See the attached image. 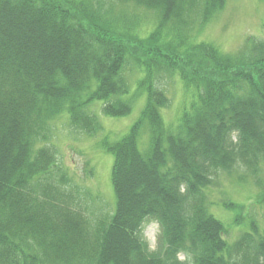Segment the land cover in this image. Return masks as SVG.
<instances>
[{
	"label": "trees",
	"instance_id": "1",
	"mask_svg": "<svg viewBox=\"0 0 264 264\" xmlns=\"http://www.w3.org/2000/svg\"><path fill=\"white\" fill-rule=\"evenodd\" d=\"M225 2L0 0V264H264V227L230 242L211 213L216 180L242 166L258 177L264 161V58L193 40ZM129 7L158 21L148 40L131 34L139 19ZM130 66L145 73L146 103L130 131L105 144L113 212L88 215L51 125L65 114L72 130L95 136L103 128L94 106L129 116L141 97L131 95ZM162 73L190 94L172 125ZM257 187L264 205L261 178ZM151 221L161 230L154 251L143 237Z\"/></svg>",
	"mask_w": 264,
	"mask_h": 264
},
{
	"label": "rangeland",
	"instance_id": "2",
	"mask_svg": "<svg viewBox=\"0 0 264 264\" xmlns=\"http://www.w3.org/2000/svg\"><path fill=\"white\" fill-rule=\"evenodd\" d=\"M109 7L107 4L104 10ZM119 9V6L115 7L114 15ZM125 13L139 19V23L132 27L131 34L141 40H148L157 27L158 21L154 16L132 7L127 8ZM193 37L195 43L211 44L225 55L236 56L239 52H244L248 53L250 58H264V0H226L223 8L208 23L195 29ZM170 39L172 40V37ZM187 48L182 46L175 49L178 54H183ZM125 75L131 84V95L141 94L129 116L106 117L102 114L101 104L94 106L93 111L98 115L103 128V131L95 136L72 130L65 114L51 125L52 143L59 153V165L68 170L74 184L81 189L88 215L113 212L116 204L112 184L114 156L106 151L105 144L120 141L140 118L146 103L148 85L140 86L145 73L137 74L133 66H130ZM159 84L171 101L170 108L162 111L163 119L166 125H172L179 119L190 94L178 77L172 78L162 73ZM147 139L142 137L139 141L140 150L143 152L147 148ZM240 169L237 175H224L218 180L215 179L216 186L209 191L210 202L214 203L211 213L225 225L230 242L240 238L252 224L260 229L264 227V205L257 204V182L260 178L264 181V161L257 166L260 178L258 176L249 179L247 167L242 166ZM225 203H235L244 208L236 214L226 210L223 207ZM237 221L240 226L235 224ZM160 235L161 230L157 222L151 221L145 225L143 237L152 251L158 247ZM181 260L185 261L183 256Z\"/></svg>",
	"mask_w": 264,
	"mask_h": 264
}]
</instances>
